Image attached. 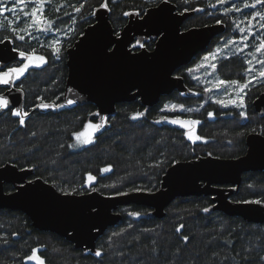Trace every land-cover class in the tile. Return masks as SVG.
Returning a JSON list of instances; mask_svg holds the SVG:
<instances>
[{
  "label": "trees",
  "instance_id": "obj_1",
  "mask_svg": "<svg viewBox=\"0 0 264 264\" xmlns=\"http://www.w3.org/2000/svg\"><path fill=\"white\" fill-rule=\"evenodd\" d=\"M103 1L107 3L109 21L117 33L127 21L125 13L134 11L141 15L161 0H47L44 16L52 22L49 28L52 33L47 35L32 31L13 34L6 21H14V14L0 15V21H5L4 28H0V41L8 39L14 49L27 53L35 50L36 55L46 59V63L30 67L16 79V86L24 94L22 112H28L25 123L21 125L20 118L12 115L11 110L0 115V166L11 163L19 169L29 168L31 178H40L63 193L83 194L95 190L103 195H118L136 191L134 189L153 192L160 187L163 174L173 163L207 155L236 158L245 153L247 134L264 135V107L259 113L252 105L264 92V80H261L245 89L244 116L237 109H224L210 101L198 112L186 114L200 121L196 126L200 141L192 142L183 131L157 122L164 115H179L162 112L165 101L185 107L200 103L194 93L183 96L175 92L161 97L150 108L142 107L137 100L116 104L107 128L95 135L91 143L75 147L74 133L80 132L87 123L96 122L89 120L95 109L93 105H80L58 113L40 112L34 107L42 102L61 101L67 76L66 49L93 22L94 10ZM168 1L178 11L197 10L183 22L182 29L217 20L224 23V32L211 41L207 50L218 39L236 38L234 25L241 20L246 24L249 18H252L256 35L264 40V28L260 26L264 20L259 16L253 18L255 13H264V3L253 8L242 7L235 0L223 5L215 0ZM81 3L84 7L76 12L74 9ZM233 4L241 10L224 12ZM22 18L13 26L22 28ZM19 35L24 39H19ZM59 36L57 54L47 42ZM153 44L154 40L149 38L144 46L151 50ZM245 58L235 53L219 60L216 68L219 79L244 82ZM186 68H180L178 74L193 90ZM138 112L143 115L133 119ZM209 112L213 115L209 116ZM105 167H110V171L102 172ZM89 174L96 179L89 182ZM4 189L9 191L11 187ZM230 199L264 202V174H243ZM210 205L209 196L177 197L165 208L162 218L147 216L149 209L143 206L121 207L118 210L120 221L97 238L93 252L76 249L54 233L33 228L20 211L0 209V264H38L36 260L27 259L34 248L39 250L37 254L45 264H264V223L246 222L220 211L207 213L204 209ZM132 212L139 215L132 216ZM97 251L101 255L97 256Z\"/></svg>",
  "mask_w": 264,
  "mask_h": 264
},
{
  "label": "water",
  "instance_id": "obj_2",
  "mask_svg": "<svg viewBox=\"0 0 264 264\" xmlns=\"http://www.w3.org/2000/svg\"><path fill=\"white\" fill-rule=\"evenodd\" d=\"M106 3L103 1L101 4ZM97 6L93 22L87 25L77 40L66 49L67 76L61 101L62 107L34 109L54 112L80 105H93L89 120L108 126L118 103L137 100L144 108L156 105L162 96L174 91L193 95L176 70L189 65L209 47L211 41L225 30L224 23L206 24L182 29L183 22L197 10L178 11L176 6L161 0L148 7L143 14L128 12L125 25L117 33L109 21V9ZM154 40L151 50H135L133 43ZM19 50L10 40L0 41V67L13 61H22ZM1 93L9 100V107L0 109V115L10 109L22 110L24 94L14 87V81ZM72 100L74 103L68 104ZM54 104V103H48ZM256 112L264 107V92L252 102ZM160 124L188 132V127L171 123L179 116L165 115ZM190 121L191 118L179 117ZM195 128V126H193ZM245 153L236 158L200 156L178 161L163 174L160 187L153 191H133L118 195H103L98 191L83 194L59 192L40 178L30 179L32 170L19 169L6 163L0 166V209L20 211L33 228L56 234L72 243L74 248L93 252L95 243L107 228L121 219L119 208L129 205L149 209L147 216L162 218L168 204L177 197L209 196L211 205L207 213L220 211L246 222L264 223V202L232 201L242 175L249 172L264 174V135L249 133L245 137ZM13 186L10 192L4 185ZM38 262V261H37Z\"/></svg>",
  "mask_w": 264,
  "mask_h": 264
},
{
  "label": "rangeland",
  "instance_id": "obj_3",
  "mask_svg": "<svg viewBox=\"0 0 264 264\" xmlns=\"http://www.w3.org/2000/svg\"><path fill=\"white\" fill-rule=\"evenodd\" d=\"M144 1L151 2V1H155V0H144ZM235 1H237L239 3V5H241L242 7L245 5V3L249 4L248 1H252V3L249 5H252V4L257 5L256 0H247V1L235 0ZM5 2L7 4V7H15L17 9V11L12 12L14 14L13 17L15 18L14 25H16V23H20L21 19H23L22 17H24L22 28H25L26 25L31 24V18L26 17L24 15V12H28V13L31 12L32 7L35 6L34 0H26L25 4H15V5L11 2V0H6ZM8 2H11V3H8ZM46 2H47V0H45V3ZM215 2H216V0H215ZM20 8H23L24 11L23 12L19 11ZM17 17H19V19H16ZM237 25H239V28H243L245 31L244 32L239 31V29L237 28ZM44 26L45 25H41L40 27H44ZM233 28H234L233 32L237 33L236 38L218 39V41L215 44H213L210 49L201 53L199 56H197L195 59H193V61L185 69V73L188 76L190 86L192 87L193 92H194V97L199 96L200 103L196 106L185 107L182 105L183 107H180L181 104L176 103V102L171 101V100H168V101H165L164 104L162 105V107H161L162 112L178 113L179 117L191 118L189 116H186V114H188L190 112H198L200 110V108L202 106H204V104L207 101L214 102V103H216L217 100H229V99H235V100L239 101V99L241 97L243 98V102H244L243 107H237L234 104H229L227 106H223V105L218 104V103H217V106L224 108V109L234 108V109H237L241 112L244 110L245 105H246L245 100H244L245 89L243 92H239L237 89V86L222 85L219 88L214 87V84L216 83V80L219 77L217 76L216 69L213 70L210 67V64L215 63L217 65L219 60L230 57L232 54L239 53V54L243 55L244 58L246 56V58L244 60L245 66H246L245 75H244V82L251 81V83H249V84H254V83H257L261 80H264V77L260 76V71L262 70V65L259 63V61H264V49H261V51L256 50L257 47H259L261 41H264V40H261L256 35V31L254 30L255 27H254V24L252 22V18H249L248 22H246V24H245V20L239 21L238 23H236L234 25ZM26 31H28V32H30V31L41 32L43 35H47L48 32L52 33V31L49 29L46 31H40V30H38V28L36 26L29 27V28H27ZM245 36L247 37L246 40L244 39ZM60 38H61V36L54 37L52 40L47 42V44L49 46H51V48L53 49L54 42H59ZM252 38H254L255 42H254V40H252ZM228 41H232V43H228V46L225 47V43ZM58 45H59V43L55 46H58ZM132 46L139 47L137 45V43L136 44L134 43ZM217 49H219V51H217ZM240 49H243V51H240ZM210 52L216 53V59L215 60L210 59L208 62H203L202 58L205 55L209 54ZM37 56H40V55H37ZM249 60L251 61V64L248 63ZM22 62H24V61L16 62L15 67H19ZM201 63H204V66L197 69L196 65L201 64ZM30 67H36V66H30ZM188 69H193V71L189 72ZM244 82H242V83H244ZM205 89H209V91H205ZM172 105H176L177 107L175 109H173ZM187 109H192V111H187ZM191 119H193V118H191ZM89 123L97 124V122H89ZM89 123H87V124H89ZM197 125H195V128H194V134L195 135H196V126ZM84 131H85V126L80 132H84ZM94 136H95V133L92 136V140H93ZM185 136L187 139H189L188 135L186 133H185ZM82 139L83 138H81V140L78 141L74 135V140H75V144H76L75 147H82V146L88 144V143H83ZM200 140L201 139L190 140V141L195 142V141H200Z\"/></svg>",
  "mask_w": 264,
  "mask_h": 264
},
{
  "label": "snow or ice",
  "instance_id": "obj_4",
  "mask_svg": "<svg viewBox=\"0 0 264 264\" xmlns=\"http://www.w3.org/2000/svg\"><path fill=\"white\" fill-rule=\"evenodd\" d=\"M11 2L15 5V4H25L26 0H11ZM228 0H216V3L219 5H223L225 3H227ZM35 6L32 7V10L30 13L28 12H24V15L26 17H30L31 18V24L26 25L25 28H18L16 26H13L14 21L13 20H7L6 23L8 26L11 27V31L13 32V34H17L19 32H23L26 31L27 28L29 27H33L36 26L38 28V30L40 31H46L49 28H51L52 26V22L50 20H46L45 16H44V3L45 0H34ZM264 3V0H256V4H261ZM213 7H215V5H211ZM84 7V4L81 3L79 7H76L74 10L76 12H79L81 8ZM101 7L103 8H107V3L101 4ZM244 7H255V4L249 5L247 3H245ZM59 10V9H57ZM241 9L236 6L235 4L232 5L231 8H225V12H229V11H240ZM17 11V9L15 7H7V4L5 2V0H0V15H3L5 12L11 14L12 12ZM19 11L23 12L24 9L20 8ZM67 14V13H66ZM125 15H128V13H125ZM255 16H259L261 20H264V14L262 13H255L253 18H255ZM16 19H19V17H17ZM222 23V21L217 20V24ZM41 25H45L44 27H40ZM5 26V21H0V28H4ZM261 28H264V23H262ZM237 28L239 29V31L244 32L245 30L243 28H239V25H237ZM19 39L23 40L24 37L22 35L18 36ZM244 39L246 40L247 37L245 36ZM59 42H54L53 44V52L54 53H59L60 52V48L57 45ZM228 43H232V41H228L225 43V47L228 46ZM137 45L141 48L144 47V44L140 43L139 41H137ZM261 49H264V41H261L259 47H257V51H261ZM217 51H219V49H217ZM240 51H243V49H240ZM19 56L21 57L22 62L20 64L19 67H10L7 69V71H0V84H4V85H8L10 83H12L15 79H19L21 76H23L25 74V72L29 69L30 66H36L39 67L40 65L46 63V59L44 56H37L35 55V50H33L32 53H27V52H19ZM210 59L215 60L216 59V53L214 52H210L209 54L205 55L202 58L203 62H208ZM249 64H251V61H248ZM259 63L262 65V70L260 71V76L264 77V61H259ZM204 66V63L201 64H197L196 68H201ZM210 67L215 70L217 68V65L215 63H211ZM189 72H192L193 69H188ZM249 83H251V81H246L244 83H241L240 81L237 80H223V79H219L217 78L216 83L214 84V87L219 88L222 85H232V86H237V89L239 92H243L244 89H246L249 85ZM205 91H209V89H205ZM38 99H40L41 101H43L42 97H38ZM68 104H72L74 103V101L72 100H68L67 101ZM216 103L221 104L223 106H227L229 104H234L237 107H243L244 106V102H243V98L241 97L239 99V101L235 100V99H229V100H217ZM63 105H56V104H48V103H41L39 105V107L41 108H49V107H62ZM9 107V100L4 97L3 95H0V109H4V108H8ZM177 106L176 105H172V108L175 109ZM180 107H183L182 105ZM187 111H192V109H187ZM12 115L19 117V123L21 125H23L25 123L24 117L28 116V112L24 111L22 112V110L20 109H12ZM143 113H136L132 118L136 119L139 116H142ZM209 116H212L213 113L209 112L208 113ZM241 116H244L245 113L241 112L240 113ZM161 119H167V117H162ZM159 122V121H157ZM171 123L173 124H179L182 127H188V132L186 133L188 135V138L190 140H199L201 139L200 136H197L194 134V127L195 125L199 124L200 121L198 120H190V121H186V120H181L179 117L171 120ZM104 127V122L100 123V124H92L89 123L87 125H85V131L84 132H77L74 133L76 139L79 141L82 139L83 143H91L92 142V136L95 132L99 131L101 128ZM102 172H108L110 171V167H105L103 169H101ZM96 179V177L92 176L91 174L88 175V181L92 182ZM136 191H138V189H134ZM247 203H252L253 201H246ZM254 203L260 204L261 201L260 200H256L254 201ZM204 211H208L207 208L204 209ZM130 215L132 216H138L139 213L137 212H132L130 213ZM181 227H183L181 225ZM180 229L177 228V231H179ZM185 239H187V237H185ZM38 249H32L31 250V255L27 257V259L29 260H36L38 261V264H45V261L37 254L38 253ZM96 255L99 256L101 255L100 251L96 252Z\"/></svg>",
  "mask_w": 264,
  "mask_h": 264
},
{
  "label": "flooded vegetation",
  "instance_id": "obj_5",
  "mask_svg": "<svg viewBox=\"0 0 264 264\" xmlns=\"http://www.w3.org/2000/svg\"><path fill=\"white\" fill-rule=\"evenodd\" d=\"M181 28H182V27H181ZM186 29H187V28H186ZM183 30H184V29H183ZM151 39H152V38H151ZM144 43H145V42H144ZM133 44H134V43H133ZM133 44H132V45H133ZM135 44H136V43H135ZM153 46H154V44H153ZM144 47H145V46H144ZM139 48H140V47H135V50H137V49H139ZM200 54H201V53H200ZM198 55H199V54H198ZM198 55H197V56H198ZM197 56H196V57H197ZM196 57H195V58H196ZM195 58H194V59H195ZM15 63H16V61H13V62L9 63L7 66H5L4 68H1V67H0V71H7L8 68H10V67H15ZM187 66H188V65H187ZM187 66H185V67H187ZM185 67H182V68H185ZM178 70H179V69H178ZM178 70H176L175 75H177V76H181V75L178 74ZM181 77H182V76H181ZM182 78H183V77H182ZM183 80H184V78H183ZM184 83H185V80H184ZM185 86H187L186 83H185ZM14 87L19 88V87L16 86V79L14 80ZM0 88H2V91L0 92V94L3 93L4 91H6V90L8 89V88L3 87V86H0ZM187 88H188L190 91L193 92V90H191L188 86H187ZM19 89H20V88H19ZM175 92H177V91H174L173 93H175ZM177 93H179V92H177ZM193 93H194V92H193ZM180 94L183 95V96H185L183 93H180ZM162 97H163V96H162ZM10 110L12 111V109H10ZM7 111H9V110H7ZM3 113H4V112H3ZM164 116H165V115H164ZM161 117H163V116H161ZM161 117H160V118H161ZM160 118H159V119H160ZM192 120H193V119H192ZM96 122H97V121H96ZM97 123H98V122H97ZM30 179H33V178L30 177ZM5 186H10V187H11V190H9V191H5V189H4L5 192H10V191H12V190L14 189L12 185L5 184L4 187H5Z\"/></svg>",
  "mask_w": 264,
  "mask_h": 264
}]
</instances>
